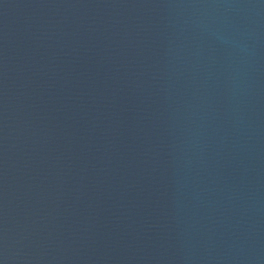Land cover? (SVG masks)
I'll return each mask as SVG.
<instances>
[{"label": "water", "instance_id": "water-1", "mask_svg": "<svg viewBox=\"0 0 264 264\" xmlns=\"http://www.w3.org/2000/svg\"><path fill=\"white\" fill-rule=\"evenodd\" d=\"M0 238L264 264V0H0Z\"/></svg>", "mask_w": 264, "mask_h": 264}]
</instances>
